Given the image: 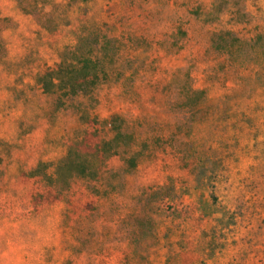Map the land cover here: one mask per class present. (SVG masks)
<instances>
[{
  "label": "rangeland",
  "instance_id": "obj_1",
  "mask_svg": "<svg viewBox=\"0 0 264 264\" xmlns=\"http://www.w3.org/2000/svg\"><path fill=\"white\" fill-rule=\"evenodd\" d=\"M49 1L67 0H0V264H264V86L235 95L229 82H210L213 108L200 113L180 106L176 88L163 92L187 71L194 87L203 86L217 61L205 55L212 33L251 38L256 25L264 29V0H204L203 16H185L183 49L156 62V80L119 77L117 63L89 96L60 107L35 74L54 65L78 22L75 14L63 15L58 28L47 22L56 8ZM131 1L89 0V12L114 18L117 4ZM140 1L168 25L180 15L167 0ZM111 114L149 142L129 172L119 155L108 160L113 202L80 178L57 196L33 198L41 189L31 167L62 157L76 135L91 146L107 135L91 122Z\"/></svg>",
  "mask_w": 264,
  "mask_h": 264
},
{
  "label": "trees",
  "instance_id": "obj_2",
  "mask_svg": "<svg viewBox=\"0 0 264 264\" xmlns=\"http://www.w3.org/2000/svg\"><path fill=\"white\" fill-rule=\"evenodd\" d=\"M88 1H49L56 8L45 19L47 22L52 19L58 28L57 24L63 15L73 14L78 22L73 35L56 49L58 59L54 65L46 66L35 74L40 91L53 95L58 107L68 105L70 97L79 94L89 96L98 81L106 77L110 70L116 69L117 63L124 66L119 70V77L143 75L149 82L156 80V73L159 71L156 62L163 55L179 53L185 45L184 39L188 34L186 24L189 21L185 16L200 17L207 11L204 0H167L170 5H177L180 9V15L168 25L159 17L157 9L145 10V3L140 0L118 3L114 18L94 16L89 12L91 7ZM235 6L238 8V1ZM34 7L37 9V3ZM135 7L141 11L133 19L131 12ZM237 8L234 9L235 12L238 15L242 13L245 17L247 11ZM255 28V33L249 39H243L227 29L212 33L205 55L216 56L217 61L210 67L212 71L205 75L203 86L194 87L187 71L175 82L176 76L168 79L163 85V92L169 93L173 87L176 88V95L181 100L180 106L200 113L213 108L207 96L210 82L219 83L223 87L229 82L228 88L235 95L244 94L259 85L264 86V29L260 25ZM140 51L145 55L138 57ZM151 54L154 56L151 57ZM82 105L84 104L79 106ZM81 108L85 115H90L88 107ZM97 120L91 122L92 130L98 131L103 127L107 132L106 136L85 148V135H80L79 138L76 135L62 157L54 161L39 160L31 167L28 176L35 178L41 189L33 198L57 196L70 185L71 179L80 178L86 182L92 195L98 198L103 196L105 200H109L108 204L113 202L109 190L115 188L116 181L112 178L114 175H111V171H107L108 160L119 155L124 172H129L138 166L149 142L146 137L141 138L134 130L131 131L125 119L118 114ZM155 140L158 142L159 138L156 137ZM105 259L107 258H104L103 264L108 261ZM73 263V260H68L63 264Z\"/></svg>",
  "mask_w": 264,
  "mask_h": 264
}]
</instances>
